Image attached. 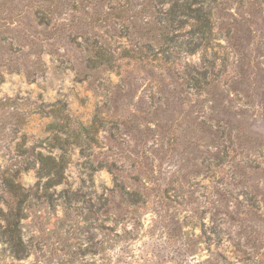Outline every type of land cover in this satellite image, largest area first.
I'll list each match as a JSON object with an SVG mask.
<instances>
[{
  "label": "rangeland",
  "instance_id": "374dc122",
  "mask_svg": "<svg viewBox=\"0 0 264 264\" xmlns=\"http://www.w3.org/2000/svg\"><path fill=\"white\" fill-rule=\"evenodd\" d=\"M0 264H264V0H0Z\"/></svg>",
  "mask_w": 264,
  "mask_h": 264
}]
</instances>
